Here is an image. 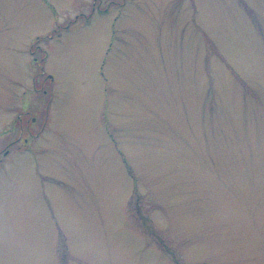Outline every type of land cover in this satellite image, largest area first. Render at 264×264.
<instances>
[{"label":"rangeland","instance_id":"374dc122","mask_svg":"<svg viewBox=\"0 0 264 264\" xmlns=\"http://www.w3.org/2000/svg\"><path fill=\"white\" fill-rule=\"evenodd\" d=\"M0 264H264V0H0Z\"/></svg>","mask_w":264,"mask_h":264},{"label":"flooded vegetation","instance_id":"af4514ba","mask_svg":"<svg viewBox=\"0 0 264 264\" xmlns=\"http://www.w3.org/2000/svg\"><path fill=\"white\" fill-rule=\"evenodd\" d=\"M32 52V51H31ZM48 78H49V81L51 82V84H52V82H53V80H52V78L50 77V76H48ZM36 90V89H35ZM43 93H44V95H46L47 94V90L46 89H44V90H41ZM28 94H29V92H28V90L27 91H25L24 93H23V97H22V99L19 97V98H17V99H19L18 100V102H20V106H21V112L19 113V114H16V116L14 117V119L12 120V122H10L11 124V126L13 125V126H16L15 124H16V122H17V126H16V130H17V128H18V130H19V133H18V136L15 138V139H13V140H10L9 142H7L2 148H1V150H2V154H9L8 152H10L12 149H11V147H10V145L12 144V142H15V141H18V139H20L21 138V136L23 135V134H27V135H30L32 132H30L31 130H30V125H31V122L32 123H34L33 121H34V119L32 118L31 120H27V118H26V116L29 114V110L27 109V107H28ZM35 105V104H34ZM36 106H38V109H40V106H39V103H36ZM25 109H26V111H25ZM27 114V115H26ZM26 115V116H25ZM31 121V122H30ZM35 136H36V134H34ZM24 141L26 142L27 141V138H24ZM10 147V148H9Z\"/></svg>","mask_w":264,"mask_h":264}]
</instances>
